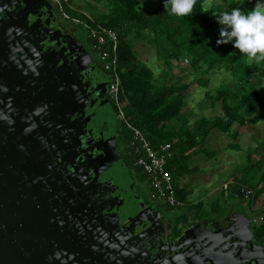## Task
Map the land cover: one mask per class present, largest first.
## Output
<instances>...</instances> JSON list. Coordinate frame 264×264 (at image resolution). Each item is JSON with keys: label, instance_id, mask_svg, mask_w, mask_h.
I'll use <instances>...</instances> for the list:
<instances>
[{"label": "water", "instance_id": "95a60500", "mask_svg": "<svg viewBox=\"0 0 264 264\" xmlns=\"http://www.w3.org/2000/svg\"><path fill=\"white\" fill-rule=\"evenodd\" d=\"M20 6L0 0V264H264L252 219L218 230L193 224L149 254L134 242L137 223L121 222L122 195L116 213L111 200H90L89 192L108 185L116 192L121 183L103 166L105 153L92 152L106 137L88 120L91 95L64 49L44 50L29 23L37 11L50 15L52 5ZM75 42L79 58L87 50ZM236 245L253 250L245 255Z\"/></svg>", "mask_w": 264, "mask_h": 264}, {"label": "trees", "instance_id": "16d2710c", "mask_svg": "<svg viewBox=\"0 0 264 264\" xmlns=\"http://www.w3.org/2000/svg\"><path fill=\"white\" fill-rule=\"evenodd\" d=\"M145 1L88 0L89 14L80 10L70 11L71 17L79 19L81 24L70 23L79 26L86 34L84 24L101 26L119 34L117 72L121 80L119 97L123 117H120L117 105L109 96L112 74L102 67L109 81L107 98L115 118L119 120V130L115 132L114 138L116 149L113 151L119 156L121 152L125 175H131L139 184H143L145 188L142 189H146L150 196V179L136 166L137 156L129 148L132 132L127 124L141 131L153 147L171 144L173 158L168 162L167 170L173 177L178 200L186 203L185 207L176 210L179 213L176 225L220 219L226 214L220 199L210 207L201 202L190 204L187 202V189L176 184V181L191 173L192 154L205 145L213 129L229 135L235 124L241 127L263 119L259 115L264 110L262 93L249 83L254 79L263 82L264 61L248 60L232 44L217 45L221 26L215 16L233 8L247 12L255 7L256 0H196L192 12L183 17L166 12L164 0H153L158 5L151 10L144 9ZM87 41L92 48L94 42L88 38ZM137 41L150 44L155 49L156 56L170 68L174 66L173 63L179 66L184 59L189 61L196 73L205 69L209 72L218 70L229 73L236 80L234 86H223L215 93L206 92V98L210 100L208 105L213 108L218 106L222 116H203L193 124L189 123L183 111L187 106L186 99L191 84L174 80L165 82L161 78L163 76L156 77L152 68L139 59V53L135 49ZM206 81L209 80L204 81L205 86ZM233 131L232 137L239 138L238 130ZM232 147L240 149L237 144ZM110 152L107 151L106 156ZM105 160L107 161V157ZM245 184L248 183L245 181ZM241 189V186L233 185L227 200L245 202ZM135 191L140 193V190ZM255 227V238L264 240V225Z\"/></svg>", "mask_w": 264, "mask_h": 264}, {"label": "rangeland", "instance_id": "374dc122", "mask_svg": "<svg viewBox=\"0 0 264 264\" xmlns=\"http://www.w3.org/2000/svg\"><path fill=\"white\" fill-rule=\"evenodd\" d=\"M72 4L76 9H82L81 11L89 14L90 10L86 0H72ZM157 5V1L146 0L143 7L144 9L151 10ZM70 26L76 30L78 37L87 40V34L83 29L71 23ZM135 49L139 53V59L152 68L156 77H159V75L163 76L161 78L165 82L174 80V82L191 84L186 99L187 106L183 111L187 118L193 115H196L192 117L193 119H196L195 117L198 116H205L207 118L222 116L218 106L213 108L208 105V103L210 104V100L206 98V92L215 93L217 90L223 88V86H234L236 80L234 81L229 73L218 70L209 72L206 69L200 71V73H196L192 69L189 61L185 66H182L184 59L179 66L173 63L174 66L170 68L164 65V61L160 57L156 56L155 49L144 41H137ZM187 59L190 60L189 58ZM164 72L168 74L165 75ZM206 79L209 82L206 81L207 84L205 86L204 81ZM249 84L260 91L264 99V80L260 83L254 79ZM98 111L93 118H89V121L91 125L99 124L102 128L104 126L103 123L107 122L108 117L113 116L114 110L110 104L104 103ZM259 115L263 119L258 123L247 124L238 129L240 134L239 138L232 137L233 130L238 127L236 124L231 129V132H229V135L213 129L214 131H211L205 145L195 150L190 163L191 173L187 177L176 181V184L187 186L190 190H193L194 193L190 197L193 203L204 202L208 205L215 199L216 194L219 193V191L213 190V188H222L223 184L230 183L232 185V181L245 180L248 184H245L244 181L243 185L250 187L251 192L255 196L256 207L264 209V110L260 111ZM191 123H194V120ZM117 130L119 129L117 128ZM114 131L112 128L105 132L106 138L111 137L112 134L116 136ZM113 144H108L107 146V151L112 152L108 154L107 161L103 163V166L110 169L118 178L119 182H122L124 187H126L128 182L124 181L122 175L124 173V162L121 158V152L120 156L114 152L113 149L116 148L115 146L113 147ZM234 144L239 145L240 149L233 148L232 146ZM258 163L261 165L258 166ZM129 179L132 184L136 187L138 186L137 190H140V193L144 192L142 189L143 184H139L131 175ZM246 204L247 202H243L240 206L246 207ZM221 205L223 206L222 203ZM224 208L227 210L226 207ZM178 215L179 213L175 212L170 219L176 220ZM249 216H251V213H249ZM232 219L234 220V218ZM222 221L223 219L213 218L209 223L216 225L221 224ZM224 221L225 224H228V221Z\"/></svg>", "mask_w": 264, "mask_h": 264}, {"label": "flooded vegetation", "instance_id": "af4514ba", "mask_svg": "<svg viewBox=\"0 0 264 264\" xmlns=\"http://www.w3.org/2000/svg\"><path fill=\"white\" fill-rule=\"evenodd\" d=\"M12 1V0H10ZM17 3L21 4L20 8L24 10L25 6L29 4L30 0H16ZM23 4V5H22ZM52 7V12L50 15L44 14V12H36L38 14L30 17L29 23L34 24L36 33H39V37L42 39L41 46L44 50L51 51L53 49L59 50V47L64 49L62 56L67 59L68 67L74 66L76 63L79 70V78L83 80L85 85V90L91 95V103L89 104V109H92V114L90 117L93 118L95 113L99 112L98 110L104 103H109L107 86H108V78L105 72L102 71V66L99 63L96 54L90 47L87 40H83L78 37L77 32L70 26V22L64 21L58 15L56 9ZM67 43H70L69 47L64 44L65 40L69 39ZM76 38L80 39L83 42L85 47L86 54H83L79 58H77L79 50L76 45ZM66 49H68L66 51ZM61 50V49H60ZM80 65V66H79ZM89 120V119H88ZM92 120V119H91ZM104 126L101 128V125L97 124L100 131L107 132L113 128L114 133L117 131L119 120L115 118V115L108 117L107 122L103 123ZM114 126V127H113ZM119 129V128H118ZM93 135V134H91ZM106 137V135H104ZM108 137V136H107ZM96 138V137H95ZM115 135H111V137L105 138V142L102 144H97V147L93 149V153H105L107 155V146L108 144H113L116 141ZM115 144V143H114ZM113 144V147H114ZM110 170V169H109ZM123 179L128 182V185L124 187V184L119 183L120 188L113 192L111 191V187L106 186V190H102L103 188H99V190H93L89 192L90 200L93 202L103 203L105 200L109 201L110 210L113 213L120 212L123 208L120 207V200H116L120 195L125 199V212L127 218L121 221L125 224L126 228L130 229V227L137 223L138 229L137 236L134 237V242L139 245V249L142 252H147L149 254H155L156 252L164 251V249L171 245L174 241H176L180 235H182V230L190 228L193 224H201L204 227L211 228L212 230H218L219 228H227L228 224H225L222 221L221 224L214 225L209 224L208 221H193L190 222L189 225L179 224L176 225V220L170 219V217L175 214L176 210L166 205L165 203H157L150 199L149 193L146 191L143 193H139L141 195V199L138 200L135 198V189L132 188V182L130 181L128 175L126 176L124 173ZM107 178L105 179V183ZM123 181V182H124ZM145 188L143 185L142 188ZM120 198V199H123ZM180 229V230H178ZM252 241L255 244H263L264 240H258L255 236L252 238ZM236 247H239L236 245ZM249 249H252V246L239 250L242 254H247ZM238 250V251H239Z\"/></svg>", "mask_w": 264, "mask_h": 264}, {"label": "built area", "instance_id": "2783aa9c", "mask_svg": "<svg viewBox=\"0 0 264 264\" xmlns=\"http://www.w3.org/2000/svg\"><path fill=\"white\" fill-rule=\"evenodd\" d=\"M57 11L61 19L75 24H81L77 18H72L70 11L80 12L76 9L72 0H46ZM87 31V38L92 40V50L97 54V59L105 71L112 74V81L109 89V96L115 102L120 117H123L122 106L120 103L121 80L118 74V43L119 34L111 29H104L101 26H90L84 24ZM182 66L188 63L183 61ZM181 66V67H182ZM132 132L129 148L137 156L136 166L150 179L152 192L150 199L157 203H165L171 208L178 210L186 206L185 202L178 200L174 187V180L171 173L167 170L168 162L173 158L171 144L164 143L153 147L144 134L127 124ZM228 185L225 186V190ZM241 195L245 200H254V194L248 188L241 186ZM253 224L264 225V209L253 219Z\"/></svg>", "mask_w": 264, "mask_h": 264}, {"label": "clouds", "instance_id": "9594fccd", "mask_svg": "<svg viewBox=\"0 0 264 264\" xmlns=\"http://www.w3.org/2000/svg\"><path fill=\"white\" fill-rule=\"evenodd\" d=\"M196 0H164L166 12L187 16ZM220 28L217 45L232 44L239 53L252 61H264V0H256L255 7L247 12L233 8L215 15Z\"/></svg>", "mask_w": 264, "mask_h": 264}, {"label": "crops", "instance_id": "0c3cea01", "mask_svg": "<svg viewBox=\"0 0 264 264\" xmlns=\"http://www.w3.org/2000/svg\"><path fill=\"white\" fill-rule=\"evenodd\" d=\"M88 2V0H86ZM81 8V7H79ZM81 11V10H80ZM185 114V113H183ZM196 115H193V116H189L190 118H187V120L189 121V123H191L192 120H194V122L196 120H198L200 117H195L196 119H193L192 117H194ZM193 124V123H191ZM240 127H236V129L238 130ZM215 130H218V129H215ZM214 131V130H213ZM212 131V132H213ZM239 151V150H238ZM214 152V151H212ZM187 177V176H185ZM183 177V178H185ZM245 180H238V181H232V185H230V183H226V184H223L222 188H213V190H216V191H219L218 194H216L217 196L215 197V199L213 201H211L208 205L205 204L204 202H201V203H204L207 207H210L215 201L217 200H221V203L223 204L224 207L227 208V212L226 214L220 218V219H223L228 221L229 222H232L234 221L235 219L239 220V219H242V217L244 218H247V219H253L258 213H260L263 209H259L256 207V204H255V200H245V202H247L246 204V207L244 206H240L243 202L242 201H228L227 199L229 198L230 196V193H231V188L233 185H238V187L240 186H244L243 183H244ZM228 185V188L225 190V186ZM183 188H186L188 193H189V196H188V199H187V202H189L190 204H197V203H193L191 200H190V197L192 196V194L194 193L193 190H190L189 187H185V186H181ZM246 187V186H244ZM248 187V186H247ZM246 187V188H247ZM144 188V187H143ZM250 187H248L249 189ZM250 190V189H249ZM237 198V197H236ZM255 198V197H254ZM191 201V202H190ZM244 202V203H245ZM199 203V202H198ZM250 203V204H249ZM188 204V203H187ZM236 208H239L236 210ZM249 213H251V216H249ZM234 218V220L232 219ZM219 219V220H220ZM236 221V220H235ZM234 221V222H235ZM225 222V221H224Z\"/></svg>", "mask_w": 264, "mask_h": 264}]
</instances>
